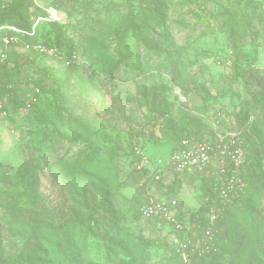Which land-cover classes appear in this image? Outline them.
Masks as SVG:
<instances>
[{
	"label": "rangeland",
	"instance_id": "obj_1",
	"mask_svg": "<svg viewBox=\"0 0 264 264\" xmlns=\"http://www.w3.org/2000/svg\"><path fill=\"white\" fill-rule=\"evenodd\" d=\"M59 1L63 25L40 23L39 43L64 52L72 47L70 56L85 66L79 85L55 58L23 48L10 56L7 68L17 92L25 97L37 83L43 89L39 106L15 111L11 103L0 109V264H13L31 225L90 216L91 229L71 231L73 247L62 243L59 252L41 253L40 261L181 264L168 247L169 227L158 229L139 215L134 195L144 178L133 168L130 150L141 146L152 161L168 158L174 143L165 134L173 135L171 124L181 127L185 115L206 103L215 105L193 124L198 136L230 128L232 111L244 99L251 103L252 120H264V0ZM11 2L0 0V12ZM23 7L30 13L27 0ZM153 8L163 9V23L142 15ZM231 9H239L250 26L237 49L224 20L214 17ZM130 22L139 26L128 59L133 67L116 66V47ZM156 107H162L159 113ZM260 126L264 131L262 121ZM85 158L91 161L80 163ZM61 160L75 161L77 173L58 169ZM179 191L184 204L201 199L195 183L184 181ZM249 197L250 216L264 222V191ZM228 227L219 263L238 258V264H264V236L260 241L239 217Z\"/></svg>",
	"mask_w": 264,
	"mask_h": 264
},
{
	"label": "trees",
	"instance_id": "obj_2",
	"mask_svg": "<svg viewBox=\"0 0 264 264\" xmlns=\"http://www.w3.org/2000/svg\"><path fill=\"white\" fill-rule=\"evenodd\" d=\"M71 2L72 0H66ZM79 1V0H75ZM86 1V0H85ZM82 0L81 2H85ZM200 0H186V3H190L193 5H197ZM203 1V0H202ZM28 5L32 6L30 13H28L27 9L23 7V0H12L10 6L0 12V46L2 45V36L7 31V26H15L23 31L25 34H16L19 37V41L17 43H13L8 53V57L6 61L0 65V100L4 102V108L8 110L9 104L12 103L15 111L21 107L26 106L27 102L30 98L35 95L36 101L33 103L34 106H39L42 102V85L40 83L35 84V88L31 93L27 94V96L23 97L22 94L17 92L16 81L13 80L11 74L8 73L7 65L9 63L10 56L17 48H23L26 51L33 52L36 55H40L43 57H48L42 53L36 52L32 49H27L26 44H35L40 42L38 40V32L40 23H45L49 25L59 24L58 22H36V19L45 16L46 8L50 6H54L60 9V1L53 0V3L49 4H38L37 0H27ZM61 10V9H60ZM142 15L149 19V21H154L157 23L164 22V14L163 9H144ZM220 17L224 20V23L227 26L230 35V44L237 49L244 42V38L248 32L250 26H248L246 20H244V14L239 13V9H231L224 10L214 17ZM63 25V24H59ZM139 26H135L133 22H130L127 26H125L122 30V38L119 41L116 50L118 53V60L116 62V66L119 64H125L133 67L128 63V59L130 58L131 49L133 47L134 41L139 37ZM47 46H53L46 44ZM62 49V47H59ZM67 55L73 54L72 47L68 48L65 51ZM51 58V57H50ZM131 63L133 62L130 60ZM63 63V62H62ZM65 64V63H64ZM84 62L72 61L69 65L65 66L66 70L70 71V77L76 78V83L80 85V71ZM36 88L40 89L39 93H36ZM26 95V94H25ZM213 104H204L198 108L197 111L192 113H188L184 116V123L181 127L178 124L172 123L169 127L170 132L173 135L165 134L169 136L170 141L174 144L172 146V150H174L175 146L182 139H191L194 138L197 140H203L205 138H209L210 140L214 139V129L209 133L203 136H198L196 126H193L194 123L200 120V118H205V113L207 110H210ZM255 105H258L255 102ZM264 110V105H262ZM162 107H156L155 111L159 113ZM252 106L248 99H244L240 103V108L237 110H233V125L227 129H242L243 137L246 139L245 146L253 145L256 149L255 152H247V162L244 167V175L247 181L246 190L240 194L237 198H235L231 203H229L225 210L222 213V216L219 220V232L216 234L215 242L217 249L211 251L210 253L204 255L203 257H194L191 263H184L177 252V249L173 245V243L169 240V248L172 252L174 261L176 259L179 260L181 264H220L219 261L223 244L222 242L227 238L229 234L228 223L233 221L236 217H239V222L249 231H256L258 234V238L260 241L263 239L262 229L264 227V222L259 219L255 215L250 216L249 206L252 204L250 194L253 196H258L264 191V131L260 130L261 121L264 123L263 119L260 121H253L251 118ZM158 117V116H157ZM156 120H154V125L156 124ZM221 120L218 121L220 124ZM141 147V146H140ZM132 153L131 156V164H133V168H135V163L138 160V156L133 149L130 150ZM91 161L90 159L80 160V163ZM155 161V160H153ZM152 161V162H153ZM60 164V162H59ZM61 167L58 168L60 170H66L67 173H77L78 164L75 161L68 162V160H61ZM253 168L256 172H252ZM136 172L141 173L143 176V180L141 184H139V188L136 190L134 195V201L136 204V208L138 209L139 215L141 205L146 201L145 197V189L146 186L151 182L152 169L151 167L145 168L142 172L136 170ZM192 182L198 185V190H200L201 199L197 200L198 202L193 203L192 205H187L186 203H182V210L184 212H190L191 217H194L195 211L201 212L204 216L209 208V204L217 203L220 204L217 199V191L214 189L215 182L212 180H207L199 174H188L185 178H179L176 176L172 181H170L167 177H164L156 186H154V191L160 195L165 196L167 198L177 197L182 200V194L179 191L180 185L184 182ZM250 217V218H249ZM4 219V218H2ZM91 216L88 219H83L80 217L77 218H69L65 219L58 225L53 224H38L30 226V234L27 239L23 243V249L12 259L13 264H43L40 261V254L46 253L48 249H53V251L59 252L60 245L62 243L67 244L69 248L72 246V238L71 231L81 228L82 230L91 229ZM6 223L11 225L20 224V222H15L13 220L5 219ZM259 221V222H258ZM204 223V221H203ZM165 226L157 227L158 229H162ZM84 232V231H80ZM200 232H197L195 237L199 236ZM182 236L184 238H189L192 236V233H183ZM244 251V250H243ZM66 257L67 253L63 252ZM73 261V260H70ZM238 258H235L233 263L238 264Z\"/></svg>",
	"mask_w": 264,
	"mask_h": 264
},
{
	"label": "built area",
	"instance_id": "obj_3",
	"mask_svg": "<svg viewBox=\"0 0 264 264\" xmlns=\"http://www.w3.org/2000/svg\"><path fill=\"white\" fill-rule=\"evenodd\" d=\"M63 20H65L63 12L50 6L46 8L45 16L38 18L37 23ZM6 28L0 46V65L6 61L11 45L19 41V37L12 32L25 34V31L12 25ZM26 48L55 58L66 65L74 61V58L66 52L43 43H27ZM35 91L39 93L40 89L36 88ZM35 101L36 96L33 95L27 106L31 107ZM3 108L4 102L0 100V109ZM214 131L213 140L182 139L174 150H171L168 158L153 162L141 147L135 149L138 156L135 163L136 170L142 172L147 167L152 169L151 182L145 189L146 201L140 207L141 217L155 222L160 227H169L171 242L184 263H191L194 257H203L217 249L215 238L219 232L218 225L222 213L226 206L240 196L247 187L244 175L247 147L243 133L238 129ZM194 173L215 182L214 189L217 191L220 204H209L205 216L195 211L194 217H191L190 212L182 210V202L179 198H167L154 191V186L164 177L172 181L176 176L185 178L188 174ZM197 232H200V235L195 237ZM183 233H192V236L184 238Z\"/></svg>",
	"mask_w": 264,
	"mask_h": 264
}]
</instances>
